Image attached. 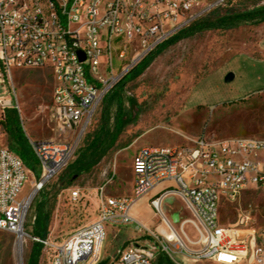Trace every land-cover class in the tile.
Masks as SVG:
<instances>
[{"label":"built area","instance_id":"2783aa9c","mask_svg":"<svg viewBox=\"0 0 264 264\" xmlns=\"http://www.w3.org/2000/svg\"><path fill=\"white\" fill-rule=\"evenodd\" d=\"M227 1L0 0V86L13 71L49 69L56 130L65 137L29 141L37 179L17 154L0 149V231L23 249L28 242L41 244L48 264H155L160 252L173 264H264V229L253 227L251 209L239 207L232 225L220 222L223 202L239 203L247 188L264 191V139L198 138L183 146L141 147L133 159L131 195L99 189L93 223L62 242L51 235L34 238L26 229L34 198L72 162L103 100L161 45ZM116 39L122 40L118 47ZM117 50L121 66L115 70ZM12 93H0V120L6 111H18ZM30 176L33 189L21 197ZM154 192L155 208L170 195L183 200L197 222L200 249L172 239L164 215L160 232L135 218L137 205ZM80 199V190L73 191L71 200ZM129 226L145 241L103 258L107 229Z\"/></svg>","mask_w":264,"mask_h":264},{"label":"rangeland","instance_id":"374dc122","mask_svg":"<svg viewBox=\"0 0 264 264\" xmlns=\"http://www.w3.org/2000/svg\"><path fill=\"white\" fill-rule=\"evenodd\" d=\"M261 6H264V0H228L206 18L214 19ZM121 43V39H116L114 46ZM119 53L120 50L113 52L115 70L121 66ZM150 56L146 66L138 68L141 63L115 88L121 94L120 99L108 102L110 96H107L103 100L69 166L100 130L103 119L112 133L116 131L118 121L123 124L111 150L90 172L76 175L69 187L64 176L69 166L45 187V192H58L51 200L49 235L53 240L62 242L76 229L96 220L99 189L105 188L108 195H131L133 159L141 147L183 146L198 138L211 141L264 139V23L205 31ZM229 74L234 79L226 83ZM53 90L49 69L13 71L10 81L5 77V85L0 86L1 94L15 91L21 127L29 141L65 138L56 130ZM2 148L14 152L1 127ZM30 172L37 179L39 167ZM33 182L30 176L21 197L31 193ZM77 190H80L81 199L73 202L71 195ZM157 195L154 192L138 204L135 218L151 231L160 232L166 229L162 222L164 215L189 249H200L197 222L183 200L170 195L159 209L152 205ZM39 200L40 193L34 198L27 219L26 229L30 234ZM239 207L251 209L253 227L264 229V191L247 188L239 203L223 202L220 210L223 226L235 223ZM144 241L134 226L122 227L113 233L107 231L103 258H115L118 250ZM18 245L13 235L0 231V264H20ZM32 245L33 242H28L24 248L23 264H27ZM39 264H48L43 253Z\"/></svg>","mask_w":264,"mask_h":264},{"label":"trees","instance_id":"16d2710c","mask_svg":"<svg viewBox=\"0 0 264 264\" xmlns=\"http://www.w3.org/2000/svg\"><path fill=\"white\" fill-rule=\"evenodd\" d=\"M264 23V6L254 8L249 11H244L236 14L224 15L214 19L203 18L194 23L190 27L182 30L169 41L161 45L155 52L163 49L166 46L174 45L183 39L195 36L196 34L213 31V30H227L234 29L244 25L257 26ZM151 56L142 62L141 66H146ZM137 68V69H138ZM136 69V70H137ZM128 77H126L127 79ZM121 84V83H120ZM120 92L115 89L108 95L110 96L108 102L120 99ZM107 110V109H106ZM107 112H105L106 115ZM102 120L100 130L96 133L94 138L88 145L82 149L76 160L68 167L65 173V180L69 182L66 184L69 187L76 175L90 172L99 162L106 156V154L114 146L118 132L121 130L123 124L118 121V126L114 133L107 128L106 123ZM0 126L8 135L10 147L23 160L26 167L30 170H38L37 159L31 149L28 138L23 132L21 121L17 110H8L5 112ZM121 126V127H120ZM40 192V200L35 205V220L33 223V230L31 235L34 238L46 239L49 235V225L51 221V200L56 198L58 192L53 194L44 191ZM43 247L39 243H33L27 264H39ZM155 264H173V262L163 253H159Z\"/></svg>","mask_w":264,"mask_h":264},{"label":"bare ground","instance_id":"6f19581e","mask_svg":"<svg viewBox=\"0 0 264 264\" xmlns=\"http://www.w3.org/2000/svg\"><path fill=\"white\" fill-rule=\"evenodd\" d=\"M158 208L160 209L161 207L159 206ZM168 225H169V227L172 230L171 231V234H170L171 237H172V239H177L178 241H181L182 242L179 234H177V232L173 229V227L171 226V224H168ZM18 252H19V257H20V264H23V253H24V249H23V247H21L20 244L18 245Z\"/></svg>","mask_w":264,"mask_h":264},{"label":"water","instance_id":"95a60500","mask_svg":"<svg viewBox=\"0 0 264 264\" xmlns=\"http://www.w3.org/2000/svg\"><path fill=\"white\" fill-rule=\"evenodd\" d=\"M81 60L83 61L84 58H82ZM233 79H234V76L232 74H229V75H227L225 81H226V83H230L231 81H233Z\"/></svg>","mask_w":264,"mask_h":264},{"label":"crops","instance_id":"0c3cea01","mask_svg":"<svg viewBox=\"0 0 264 264\" xmlns=\"http://www.w3.org/2000/svg\"><path fill=\"white\" fill-rule=\"evenodd\" d=\"M132 191H133V185H132ZM138 206V205H137ZM137 208V207H136ZM136 210V209H135ZM107 231H109L110 233H113V232H116V231H119V230H114L112 228H108ZM194 251V250H193Z\"/></svg>","mask_w":264,"mask_h":264}]
</instances>
